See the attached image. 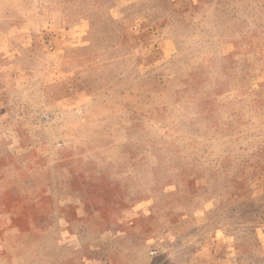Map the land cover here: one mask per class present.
<instances>
[{"label": "rangeland", "instance_id": "374dc122", "mask_svg": "<svg viewBox=\"0 0 264 264\" xmlns=\"http://www.w3.org/2000/svg\"><path fill=\"white\" fill-rule=\"evenodd\" d=\"M0 264H264V0H0Z\"/></svg>", "mask_w": 264, "mask_h": 264}]
</instances>
